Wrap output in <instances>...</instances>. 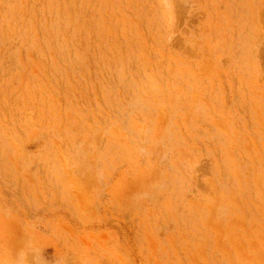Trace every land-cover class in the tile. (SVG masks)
<instances>
[{
	"label": "rangeland",
	"instance_id": "rangeland-1",
	"mask_svg": "<svg viewBox=\"0 0 264 264\" xmlns=\"http://www.w3.org/2000/svg\"><path fill=\"white\" fill-rule=\"evenodd\" d=\"M0 264H264V0H0Z\"/></svg>",
	"mask_w": 264,
	"mask_h": 264
}]
</instances>
